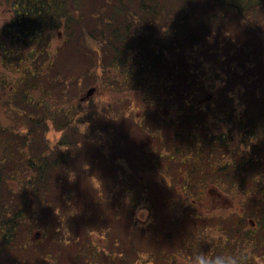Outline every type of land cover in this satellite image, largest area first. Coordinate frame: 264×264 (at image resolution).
<instances>
[{"label":"rangeland","instance_id":"374dc122","mask_svg":"<svg viewBox=\"0 0 264 264\" xmlns=\"http://www.w3.org/2000/svg\"><path fill=\"white\" fill-rule=\"evenodd\" d=\"M13 2L0 0V26L15 16ZM187 2L62 0L70 16L71 36L62 26L45 27L41 44L35 46L47 49L53 61L42 63L44 75L28 90V97L50 109L44 117L46 125H34L36 139H42L44 151L54 158L68 151L69 166H54L42 182L47 186L39 181L33 191L32 183H27L32 176L26 162L32 154L31 142L5 144L19 146V152L11 148L0 153L6 179L0 192L4 199L0 264H196L201 256L213 261L219 240L228 234L222 229L234 236L231 248L236 259L264 264V229L258 246L242 240L244 230L256 233L251 228L255 217L243 216L250 205L253 214L261 204L264 207V196L249 187L242 191L238 185L225 191L207 184L196 194L186 192L188 179H184L190 174L169 159L176 144L181 154L186 153L184 141L177 137L168 143L169 128L179 120V106L184 103L202 104L209 93L227 92L238 107L245 89L264 103V3L241 18L219 4L193 0L189 8ZM152 6L158 11L151 12ZM184 12L190 14L188 20ZM98 18L135 43L133 69L143 68V78L134 81L114 68L117 39L112 40L103 28L104 36H97L98 29L92 31ZM186 20H191L187 23L198 36L195 40L181 32ZM0 40L7 42V37L0 33ZM22 52L27 54V48ZM9 71L1 62L0 73L15 79ZM89 88L94 91L87 95ZM3 95L0 90L1 141L10 137V130L18 139L27 136L28 115L43 110ZM62 111L69 114V122ZM64 124L67 127L60 129ZM73 129L74 139L71 136L66 146L62 139ZM237 138L232 135V147ZM260 141L263 144L264 139ZM241 149L245 154L250 147ZM0 150L6 151L2 146ZM6 156L11 158L7 163L1 159ZM258 157L264 165V146ZM260 178L264 181V175ZM120 181L140 196L134 197V192L128 196ZM14 209L19 210L17 221L21 220L15 231H5L3 216Z\"/></svg>","mask_w":264,"mask_h":264},{"label":"trees","instance_id":"16d2710c","mask_svg":"<svg viewBox=\"0 0 264 264\" xmlns=\"http://www.w3.org/2000/svg\"><path fill=\"white\" fill-rule=\"evenodd\" d=\"M199 1H206L209 4H219L222 7H228L231 10H234L241 18L245 16V11L251 10L254 5L264 3V0ZM141 4L144 6L145 2L141 1ZM192 4L193 0H188L185 5L192 8ZM12 5L15 16L11 18L9 24H3L0 26V33H3L5 37H7V42H1L0 40V63H6V67L11 70L9 72L16 77L15 79L8 80V78L11 77H7L5 73H0V90L2 92L4 91L3 96H10L13 99L12 101L17 103L20 102L24 107L28 105L35 106V108L38 107L43 110V113L36 111L38 113L37 115H28L29 131L27 136L31 135L32 139L26 135L18 139V134H15L12 130L9 131L8 135L10 137L6 138L5 142H2L0 137V147L2 146L3 149H6V151L0 150V153L8 152L11 148L14 153L19 152V146H6L5 144L8 142L19 143L20 141L22 145L31 142L29 147L31 148L30 150L32 154L27 157L26 162L27 168L31 170L30 173L32 177L27 180V183H32V185L30 184V188L34 191L37 190V186L35 187L34 184L39 181H41V183L47 181L48 173L52 171L54 166H57L56 168L60 167V169H67L68 164L66 162V152L68 151L58 152L55 154L54 158L44 151L46 147L44 146L45 143L41 145L42 139H36L37 135L34 130V125L38 123L45 126L44 117L45 115L48 116L50 109H47V104L44 105L42 101L29 98L28 90L35 87L39 83V78H42V75H44V71L41 70L42 63L51 64L53 58L47 49L42 48L41 45L36 48L35 44L41 42L42 32L45 27L48 26L57 28L62 26L64 27V32L71 36V20L69 14L63 9L62 0H14ZM147 6L144 7L146 8ZM154 11H158V9L152 6L151 12ZM184 15V19L188 17V20L190 14L184 12ZM62 17H64V19L63 21H60V18ZM104 20L105 19L103 18H98L92 26V31L95 33V31L99 30L97 36L100 37L105 35L102 28L108 30L112 40L117 39L116 43L121 45V50H119V46L117 44L114 46L115 41H112L115 48L113 53L114 68L124 71L126 77L130 78L132 76L131 79L134 81L143 78V68L137 69V71L133 69L132 61L135 60L136 54L135 43L132 45V42L128 40V38L126 39L124 35L121 36V33L117 31L116 27H111V31L107 26H104ZM187 20L183 23V29L185 31L181 30V32L183 33V36L188 37V39L195 40L198 36L194 35V31L189 28L190 24L187 22H190L191 20ZM69 36L67 39H69ZM24 48H27V54L22 52ZM147 52H150V50ZM122 54H125L126 57L122 56ZM187 90L189 91L190 89ZM200 90L201 89H199V91ZM243 92L246 94H244L243 99L241 100V105L238 107L234 104V101L232 100L233 98L228 96L227 92H223L222 95H212L209 93L204 97L205 102L202 104L197 101L194 105H192V103H188V105L184 103L185 105H182V107L179 106L180 114L176 119L179 120L175 122L174 128H169L171 131L170 134H172L171 137H168V139H171L168 143L173 144V141L176 140L177 137L182 138L184 141V148L187 151L185 154H181L183 150L179 148L178 144H176L171 147L169 159L176 166L180 164L185 167L186 172L188 171L190 174L184 179H188L184 186L186 192L189 190V193L193 192V194H196L202 187H206L207 184H215L218 188L225 191L226 188H229L231 191L234 189L235 185H238L241 187L240 189L242 191L246 192L247 187H249L252 192L257 190L261 197L264 196V181L260 178V176L264 175V165L262 161H259L258 157L259 152L262 151V146H264V142L262 144V141H260L264 139L262 138L264 137V103L259 104L254 95L248 94L250 91L245 89ZM184 95L185 94L182 93L181 97ZM61 114L64 115L65 119L69 115L67 111H62ZM68 120L70 119H66L65 121ZM66 125L64 124L62 125L63 127L60 126L59 128H66ZM215 127L218 129L217 131H215ZM2 128L0 126V134H4ZM213 128L215 130H213ZM75 129L71 130L70 134L68 133L65 135L66 137H63L62 142H66V146L67 144L69 145L68 140L71 136H73L74 139V134H72V132ZM233 134L238 135V142L235 147L231 146ZM242 145L250 147V150L245 154H242ZM160 155H163V153ZM1 159L7 163L11 158L6 156ZM14 175L15 174L11 176ZM5 182V176L0 170V192L1 184L3 183V185H5ZM47 183L48 182L42 184L47 186ZM125 186L126 185L122 183V190L125 193L128 192V196H131V194H133L132 192H134V197L140 196L139 194L136 195L132 188ZM260 196L255 198H260ZM22 197L25 198V194H23ZM171 198H175L173 200L179 201L177 196H171ZM0 200L1 205L4 202L1 194ZM246 200L248 202L251 198H246ZM244 204H246V201ZM261 205L254 214L250 211V205V210L247 208L246 211L248 212L247 215L243 216L246 219L248 217H255L253 222L255 226L251 228L253 232L256 233L251 234V230H248V232L244 230L243 235L244 233L245 235L242 240L248 239L250 244H255L257 246L259 244V235L264 229V207L263 204ZM2 215L3 213L0 212V218H2ZM19 215V210L15 209L11 210L7 215H4L2 221L4 227L1 228L9 232H12V230L15 231L17 222L21 220L19 218L17 221ZM191 229H189V231H191ZM222 231L223 233L228 234L225 236V240H219L215 248L216 253L214 254L213 262L217 256H223L225 258L234 259L235 264H238V261L243 264V258H241V260L236 259L233 254V249L231 248V240L234 236L230 231H224L223 229ZM4 239L9 241V238ZM188 242L189 239L181 242L179 246L187 244ZM202 245L203 243H200V246ZM105 262L106 261L102 263L104 264ZM113 264L116 263L114 262Z\"/></svg>","mask_w":264,"mask_h":264},{"label":"clouds","instance_id":"9594fccd","mask_svg":"<svg viewBox=\"0 0 264 264\" xmlns=\"http://www.w3.org/2000/svg\"><path fill=\"white\" fill-rule=\"evenodd\" d=\"M196 264H235V260L223 256H217L213 262L201 256L197 258Z\"/></svg>","mask_w":264,"mask_h":264},{"label":"water","instance_id":"95a60500","mask_svg":"<svg viewBox=\"0 0 264 264\" xmlns=\"http://www.w3.org/2000/svg\"><path fill=\"white\" fill-rule=\"evenodd\" d=\"M94 91V88H89V90L86 92V94H91Z\"/></svg>","mask_w":264,"mask_h":264}]
</instances>
